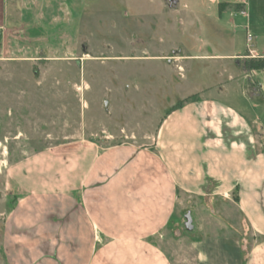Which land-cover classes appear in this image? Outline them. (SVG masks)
I'll use <instances>...</instances> for the list:
<instances>
[{
  "label": "rangeland",
  "instance_id": "rangeland-1",
  "mask_svg": "<svg viewBox=\"0 0 264 264\" xmlns=\"http://www.w3.org/2000/svg\"><path fill=\"white\" fill-rule=\"evenodd\" d=\"M249 37L264 57V0H0V264L24 195L17 175L36 155L153 150L185 104H211L216 113L204 118L220 122L224 139L234 135L232 110L264 121V70L246 67ZM231 87L247 96L221 91ZM225 199L179 192L156 235L101 240L107 250L93 263H122L126 244L147 242L172 264H203L236 234L247 253L253 240L237 197Z\"/></svg>",
  "mask_w": 264,
  "mask_h": 264
},
{
  "label": "crops",
  "instance_id": "crops-1",
  "mask_svg": "<svg viewBox=\"0 0 264 264\" xmlns=\"http://www.w3.org/2000/svg\"><path fill=\"white\" fill-rule=\"evenodd\" d=\"M221 91L247 96L244 87ZM250 101L252 108H260ZM212 107L185 104L174 111L153 150L128 144L31 158L17 175L24 195L3 237L6 262L94 264L107 250H99L101 240L144 241L156 235L169 221L177 194L187 192L225 200L235 193V207L253 240L245 253L241 234L224 237L220 259L210 250L203 264H264V121L250 115L248 107L237 108L239 117L236 110H227L235 128L224 139L218 134L220 122L217 126L204 118L216 113ZM52 240L60 244L55 252L42 246ZM128 245L118 264H172L162 249L147 242Z\"/></svg>",
  "mask_w": 264,
  "mask_h": 264
},
{
  "label": "trees",
  "instance_id": "trees-1",
  "mask_svg": "<svg viewBox=\"0 0 264 264\" xmlns=\"http://www.w3.org/2000/svg\"><path fill=\"white\" fill-rule=\"evenodd\" d=\"M246 67L249 69V70H264V60H261V61H257V60H254V59H249L247 61V65Z\"/></svg>",
  "mask_w": 264,
  "mask_h": 264
},
{
  "label": "built area",
  "instance_id": "built-area-1",
  "mask_svg": "<svg viewBox=\"0 0 264 264\" xmlns=\"http://www.w3.org/2000/svg\"><path fill=\"white\" fill-rule=\"evenodd\" d=\"M252 37H249V40H248V44L251 46L252 45ZM249 52H250V55H251V59H264L263 56H260L258 55V53H256L252 47L249 48Z\"/></svg>",
  "mask_w": 264,
  "mask_h": 264
}]
</instances>
